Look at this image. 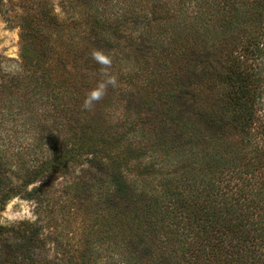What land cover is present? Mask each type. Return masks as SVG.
<instances>
[{
	"label": "trees",
	"instance_id": "obj_1",
	"mask_svg": "<svg viewBox=\"0 0 264 264\" xmlns=\"http://www.w3.org/2000/svg\"><path fill=\"white\" fill-rule=\"evenodd\" d=\"M73 4L0 61V264H264V0Z\"/></svg>",
	"mask_w": 264,
	"mask_h": 264
},
{
	"label": "rangeland",
	"instance_id": "obj_2",
	"mask_svg": "<svg viewBox=\"0 0 264 264\" xmlns=\"http://www.w3.org/2000/svg\"><path fill=\"white\" fill-rule=\"evenodd\" d=\"M74 0H50L60 21H68L70 17L78 16ZM21 0H0V61L7 71H14L20 63L21 38L18 20L22 14ZM35 205L21 197L11 200L1 213V221L5 225H12L24 220H36ZM47 227L46 234L51 232L57 235L61 229Z\"/></svg>",
	"mask_w": 264,
	"mask_h": 264
},
{
	"label": "clouds",
	"instance_id": "obj_3",
	"mask_svg": "<svg viewBox=\"0 0 264 264\" xmlns=\"http://www.w3.org/2000/svg\"><path fill=\"white\" fill-rule=\"evenodd\" d=\"M93 58L104 66H108L111 63L110 59L99 51L93 53ZM108 83L115 85V79H110ZM104 89L105 85L101 84L98 89L92 91L86 99L84 107L88 108L92 105L93 101L100 100L104 94Z\"/></svg>",
	"mask_w": 264,
	"mask_h": 264
}]
</instances>
